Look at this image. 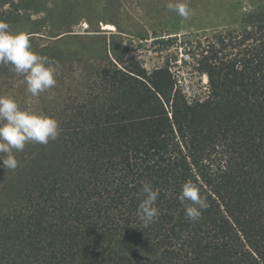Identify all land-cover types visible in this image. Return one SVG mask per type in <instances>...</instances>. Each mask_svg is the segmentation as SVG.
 Listing matches in <instances>:
<instances>
[{"label":"trees","instance_id":"16d2710c","mask_svg":"<svg viewBox=\"0 0 264 264\" xmlns=\"http://www.w3.org/2000/svg\"><path fill=\"white\" fill-rule=\"evenodd\" d=\"M183 49L207 75L202 102L170 99L168 69L129 56L42 112L55 151L27 143L0 167V189L25 173L0 203V264H264V10ZM189 180L208 203L196 222L178 199ZM146 182L160 193L147 225Z\"/></svg>","mask_w":264,"mask_h":264},{"label":"rangeland","instance_id":"374dc122","mask_svg":"<svg viewBox=\"0 0 264 264\" xmlns=\"http://www.w3.org/2000/svg\"><path fill=\"white\" fill-rule=\"evenodd\" d=\"M183 2L190 9L188 19L169 11L168 0H0V21L12 31H26L33 50L48 57L56 73V85L33 97L23 77L11 65L0 64V72L5 68L0 95L12 97L21 109L55 114L58 102L68 100V88L78 98L88 91L97 69L123 66L132 56L147 71L168 69L175 82L170 99L175 89L185 99L183 86L195 98H207V75L194 69L184 43L241 29L244 19L264 10V0ZM47 147L55 149L50 141ZM24 178L22 173L6 181L0 203L20 192Z\"/></svg>","mask_w":264,"mask_h":264},{"label":"clouds","instance_id":"9594fccd","mask_svg":"<svg viewBox=\"0 0 264 264\" xmlns=\"http://www.w3.org/2000/svg\"><path fill=\"white\" fill-rule=\"evenodd\" d=\"M167 8L184 19L190 15L183 0H168ZM0 64L11 65V70L23 77L26 91L33 97L56 85L55 68L49 58L33 50L26 31H12L4 21H0ZM59 134V122L54 117L21 109L15 99L0 95V154H4L0 158V167L15 170L18 167L15 152H22L27 143L47 145ZM141 193L143 198L138 204L137 215L147 225L158 217L155 205L160 193L151 182L142 185ZM178 199L192 222L198 221L208 207L206 198L190 180L182 184Z\"/></svg>","mask_w":264,"mask_h":264},{"label":"built area","instance_id":"2783aa9c","mask_svg":"<svg viewBox=\"0 0 264 264\" xmlns=\"http://www.w3.org/2000/svg\"><path fill=\"white\" fill-rule=\"evenodd\" d=\"M205 88V87H203ZM181 92L183 93L185 100L188 104H192V103H196V102H202L203 100H205L206 98L204 97H196L194 95L190 94V91L188 89V86H183L181 89Z\"/></svg>","mask_w":264,"mask_h":264}]
</instances>
